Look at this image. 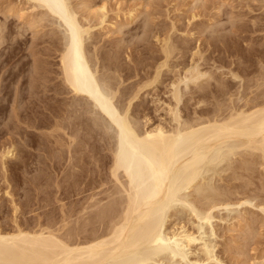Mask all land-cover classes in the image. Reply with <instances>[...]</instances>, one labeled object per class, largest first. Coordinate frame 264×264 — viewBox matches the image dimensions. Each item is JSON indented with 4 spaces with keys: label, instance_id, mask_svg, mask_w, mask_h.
<instances>
[{
    "label": "rangeland",
    "instance_id": "rangeland-1",
    "mask_svg": "<svg viewBox=\"0 0 264 264\" xmlns=\"http://www.w3.org/2000/svg\"><path fill=\"white\" fill-rule=\"evenodd\" d=\"M67 2L71 10L78 14L76 15L81 25L90 30L89 34H84L90 66L97 71L96 75L100 80L109 85L111 82L116 90L119 89V96L114 100L118 108H128L129 98L142 85L150 82L148 87L138 93L137 99L132 100L129 108V115L134 120H140L138 123L141 127L146 120H149V125L163 122L168 128L171 127L165 108L171 102L168 93L170 84L180 80L193 67L200 68L207 76L187 86L181 84L182 100L179 109L183 120L202 117L206 119L222 108L246 109L247 106L251 107L261 101L256 99L255 94L264 88V0ZM29 3L28 0H0V36L4 34L1 37L6 39L2 40L0 37V106L3 105L0 107V228L13 227L16 221L25 228H38L42 224L40 227L49 225L48 227L56 226L57 229L61 226L60 223L64 226L68 222V215L72 210H78L79 204L87 202L89 194L96 191L99 193L104 188L87 192L88 196L84 195L85 197L81 196L79 199L81 203L78 201L79 197H73L71 201L67 196V186L70 184L67 183L68 163L65 149L71 136L79 131L72 124L73 118L66 119L67 124L49 111L41 108L37 110L38 107L28 113L14 111V108H18L12 98L16 89L22 88L27 94L35 84L37 89H34L39 91V87L43 89L45 82V85L52 87L60 83L62 78L60 58L64 49V38L68 33L62 21L48 15L46 8ZM164 39L170 42L169 46H173V51L170 48L172 56L170 54L169 58H165L166 55L161 51L162 44L159 40ZM163 63L166 65L161 67ZM154 78L158 81L153 82ZM253 80L256 81L252 82ZM256 84L263 86L257 89L259 86ZM47 93L53 94V91ZM28 95L26 97L30 98ZM72 97L68 93L64 98L71 102ZM29 98L23 101L27 102ZM92 117V114L84 111L82 118L87 125L82 127L81 136L84 141L89 139V143L93 140L98 143L101 153L97 154L99 163L92 157V153V158L87 157L89 162L87 161L88 168L85 169L87 174L84 172V175H89L88 179H93V176L98 180L104 176L107 179L112 162L111 151L120 142L118 130L114 125L112 131H109L112 136H109L100 124V119L97 120L99 127ZM61 121H64L63 124ZM59 122L60 125L56 127L55 123ZM96 126L103 131L100 133L101 130ZM89 134L94 137L91 139ZM8 149L12 150L13 156L2 158V152ZM244 150L235 152L236 155L231 157L226 152L230 157L228 163L225 160L221 165H216V169L205 172L207 174L204 173L199 182V185L211 184L220 189L226 195L222 199L228 197L231 201L228 207L216 208L208 222L197 220L198 215L190 207L202 215V205L210 200L205 198L206 194L204 196L198 192L196 185L197 190L192 187L193 189L183 191L180 200L169 211L166 232L175 228V224L181 223L197 235V242L190 249L184 250L186 258H174L171 254L164 253L160 255L161 258L158 257L149 264H199L197 261L202 257L203 244L210 246L215 259L206 264H264V213L261 209L264 206V156L260 152L256 154ZM243 165L247 168L244 169ZM96 169L102 171L100 174L98 172L99 176ZM234 178L237 179L234 181ZM98 185L99 183L92 185V188L99 187ZM218 198L214 197L215 200ZM199 200L202 202L199 203ZM236 201L249 203L239 206ZM75 220L76 216L73 222L70 220V225Z\"/></svg>",
    "mask_w": 264,
    "mask_h": 264
},
{
    "label": "bare ground",
    "instance_id": "bare-ground-1",
    "mask_svg": "<svg viewBox=\"0 0 264 264\" xmlns=\"http://www.w3.org/2000/svg\"><path fill=\"white\" fill-rule=\"evenodd\" d=\"M67 1L28 0L31 4L35 3L40 8H46L48 15L60 19L68 33L65 35L67 37L64 36L66 40L64 38V49L60 58L62 78L60 83H56L52 87L45 85V82L42 86L43 89L39 87V91L36 90L35 84L34 87L36 89L31 86L27 94L22 88L16 89L12 98H14V105L17 104L18 108H13L14 111L28 113L29 110H35L38 107L37 110L41 108L49 111L51 115H57L62 118L61 120H65L66 123L68 119L73 118L71 120L72 124L79 131L76 133L73 130L76 134L74 133L75 135L73 134L71 138L69 135L68 139H70L66 144L67 183L70 184L69 187L67 186L69 190L67 189L68 195H66L71 198V201L73 197H79V201L81 196L87 195V192L91 190L94 192L97 188L103 187L104 189L100 190L101 192L99 193H96V191L93 194L91 193L92 195L89 194L90 196L87 200L86 198L84 199L87 202L83 203V205L79 204L78 210L69 211L68 222L64 225V221H66L64 220L62 222L64 226L60 223L61 226L57 229H55V225V227L53 226L54 228L48 227L49 225L40 227L42 224L37 225L38 228L36 226L34 228H30V226L25 228L16 221H14L13 227L7 225L10 228L4 227V224V228H0V264H149L164 253V255L167 253L171 254L174 258L180 257L184 259L186 258L184 250L190 249L197 242V235L194 234L195 232L192 233L187 230L185 224L181 223L175 224V228L166 232L168 213L174 203L178 202V199L180 200L179 197L183 191L192 187L197 190V186L198 192L203 193V195L206 194V199L209 198L211 201L210 198L219 197L217 200L208 201L209 203L205 202L206 204L203 202L205 205H202V215H199L198 211L196 213L195 208L190 207L192 212L198 215L197 220L200 222L210 221L212 211L216 208L229 206L230 199L228 197H226L227 199H222L225 194H222V191H219L220 189L211 186V184L202 183V185H199V182L203 179L205 172L208 173V171L213 170L216 165H221L225 160L227 162L231 155H236L235 152L241 149L253 151L256 154L260 152L264 156V88L262 87L263 90L260 92L255 90L259 92L255 94L257 95L256 99H261V101L259 100L260 102L258 101V103H255V101L253 106H247L248 108L246 109L240 107L231 109L218 108L220 110L216 114L212 113L213 116L209 118L183 120L179 109V104L182 100L180 93L181 84L187 86V84L196 83L207 76V74L199 70L200 68L193 67L186 71L184 76L180 77V80L172 81L173 83L170 84L171 89L168 93H170L171 102L165 103L166 107H164L170 118L171 127L168 128L163 122L149 125V120H146L145 123L143 122L145 118L141 121L145 125L141 127L138 123L140 120L138 121L137 117V120H134L129 115V108L132 100L135 101L134 99H137L138 93L148 87L150 82L146 83L147 86L145 84V86L142 85L143 87H140L135 95L129 98L128 108H118L114 104V100L119 96V89L116 90L111 82L109 85L100 80L96 75L97 71L95 72L90 66L91 60L88 59V51L84 43V34H89L90 30L81 25L80 19L78 20L77 17L78 14L76 13V15L75 11L71 10V6L69 7ZM1 39L5 38L1 37ZM159 43L162 44L161 51L166 55H164L165 58H169L171 51H173V46H169L170 42L167 39L159 40ZM170 48H172L171 51ZM164 63L160 66L166 65ZM156 80L157 78L153 82ZM254 81L256 80L252 82ZM263 85H257L259 87L257 88L256 86V88L259 89ZM49 91H53V94H48L47 92ZM68 93L73 95L71 102L69 100L68 102L66 101L69 97L66 100L64 98L65 94ZM28 94L30 98L26 97ZM63 95L64 97H62ZM120 95L123 96L121 93ZM26 98L29 99L24 102L23 100ZM51 100L53 101L50 102ZM1 106L3 107V105ZM84 111L94 116L92 118L98 126L99 122L97 120L100 119V124L103 125V129L106 130L105 132L109 136L111 135L109 131H112L114 125L118 130L120 142L116 148H113L114 150L111 148L112 162H110V174L107 179L105 176V178H100L101 180L95 179V176H93V179H88L89 175H84V172H87L85 170L86 164L89 162L87 157H94L98 161L97 157H99L101 150V147L97 145L98 143H94V140L93 142L90 141L91 143L88 142L89 139L88 141L82 140L83 134L81 132L84 125H87L82 118ZM63 122L61 121V124ZM58 125H60V122L59 124L55 123L56 127ZM98 126L96 127L99 128L100 126ZM60 128L62 129L61 126ZM89 128L91 127L89 126ZM99 130H101L100 133L103 131L100 128ZM97 133L99 134V132ZM92 136L91 139L94 137ZM76 138H79L78 140L80 141L77 142ZM95 142L97 141L95 140ZM226 152H229L230 157ZM1 155L2 158H9V156H13L12 150L8 149L4 153L2 152ZM244 165L243 168L246 169L247 167H244ZM90 167L92 168V165ZM100 169H96L95 172L98 174ZM86 172L85 174H87ZM95 172L94 174H96ZM236 179L234 178L233 180L235 181ZM97 183H99V187L94 186L92 188V185ZM201 193L200 195H202ZM202 196L200 197L203 198ZM79 202L81 203V201ZM198 202L202 201L199 200ZM236 203L241 206L249 202L240 203V201H236ZM15 209L17 210V207ZM261 209L262 213H264V206ZM63 215L65 214L63 213ZM74 216H76V220L70 225V220L73 222ZM200 229H197L198 232H200ZM199 239L202 238L200 237ZM210 249L208 244L201 246L202 257L199 258L197 263L206 264V262L209 263L214 259L213 252Z\"/></svg>",
    "mask_w": 264,
    "mask_h": 264
}]
</instances>
